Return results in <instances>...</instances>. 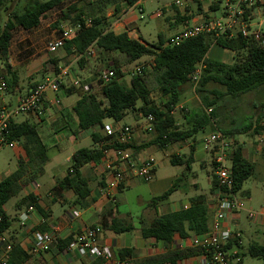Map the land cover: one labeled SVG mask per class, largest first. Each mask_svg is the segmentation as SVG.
I'll use <instances>...</instances> for the list:
<instances>
[{"label":"trees","instance_id":"1","mask_svg":"<svg viewBox=\"0 0 264 264\" xmlns=\"http://www.w3.org/2000/svg\"><path fill=\"white\" fill-rule=\"evenodd\" d=\"M68 0H50L41 2L32 0L26 2L21 8H12L13 0H0V15L7 14V20L0 25V62L3 65L4 79L6 80L9 95L15 94L17 102L27 96L39 83L47 77H53L59 73L60 60L57 58L48 61L42 72V79L32 84V90L27 94H21L19 72L10 64V43L13 32L21 28L31 31L41 25L42 20L51 11L61 7ZM136 0H78L67 6L62 11L61 17L56 24L59 28L62 23L80 30L69 40L64 50L69 55L83 56L92 47L95 52L117 53L119 58L113 62L115 78L108 84H102L99 80L91 82L90 90L85 92L82 88L75 89L79 100L73 110L78 118L76 134L94 131L104 128V121L111 119L120 122L127 117L130 111H135L143 116L153 115L156 124L155 138L142 146H130L135 151H141L151 146L165 148L175 143H187L206 129L212 132L218 130L225 135L229 132L222 130L218 125V119L225 115L227 101L239 102L244 96L256 93L264 89V47L254 37L244 38L241 33L234 32L231 38L227 35L203 34L197 38L185 40L179 45H167L168 40L159 37L156 45H146L140 40L133 39L128 32L115 33L104 30L107 21L105 11L113 6L116 14L126 13L135 5ZM80 4H83L80 6ZM257 7V6H255ZM247 10V22L255 10ZM217 7L212 8L216 10ZM202 11V9H201ZM191 17L176 12V23L183 24ZM85 20H90L91 26L86 27ZM264 37V35H262ZM219 45L234 53L232 65L212 61L207 55L213 45ZM146 56L153 57V67L144 71L141 75L133 77L130 84L122 82L125 64L140 61ZM87 63V58H79L81 67ZM202 66L201 76L195 89L200 100V105L185 116L181 128L177 127V119L171 114L180 103L181 90L190 84L191 76ZM73 89L68 91L72 94ZM158 93L163 101L162 105H155L153 95ZM240 104V102H239ZM208 109H212L210 114ZM263 114L252 117L250 123L241 126L239 133L253 132L261 135L264 131ZM211 132V133H212ZM94 147L82 148L73 154L71 167L67 176L59 183L62 190H71L85 207V200L90 194L89 182L82 175V168L87 165H97L103 157L106 148H100L108 142L98 132L90 134ZM8 142L21 144L25 159L19 160L18 168L5 180L0 182V234L7 231L11 226L10 217L4 211L5 205L23 191L37 176L44 172L45 164L49 160L48 149L44 144L38 126L30 121L16 122L12 120L9 125ZM235 142V141H234ZM232 156V178L234 180L233 192L239 193L245 181L255 172V163L249 161L243 153V147L235 143ZM125 148V147H124ZM195 147L191 146L186 156H173L170 160L173 166H185L191 170L194 160ZM264 153V149H263ZM213 164V162H212ZM214 166V165H213ZM181 178L165 193L155 196L150 201V207H156L178 190ZM226 192L220 188L215 176L211 194L216 198L218 192ZM23 205L26 207H39L33 196L25 197ZM210 204L194 203L187 210L156 217L149 225L144 226L141 235L146 240L168 246L172 244L175 236L183 239L193 235H201L209 230ZM115 234L130 233L135 230L131 220L114 218L105 226ZM37 231L46 232L44 227ZM73 237L59 240L57 247L65 250L72 242ZM240 244L235 241L227 244V249L232 250ZM198 249L184 251L175 250L167 256L149 258L146 264H177L179 261L200 255ZM133 250L119 251L120 259L131 258ZM247 254L252 258L264 259V245L252 244ZM240 255H238L239 258ZM29 256L22 250L19 244H13L12 251L7 256L8 264H23ZM234 264H242L239 260Z\"/></svg>","mask_w":264,"mask_h":264},{"label":"crops","instance_id":"2","mask_svg":"<svg viewBox=\"0 0 264 264\" xmlns=\"http://www.w3.org/2000/svg\"><path fill=\"white\" fill-rule=\"evenodd\" d=\"M199 5L202 4L200 3ZM259 6V8L257 9L255 7V10L250 17L251 19L249 23L253 31H259L254 28V25L252 23L256 17L262 15L264 4H261ZM196 11L194 12V14L202 13L201 8L199 9L200 13ZM39 27L36 29L38 30ZM36 29H33L31 31H34ZM15 31L13 32V39L10 43V64L14 70H17L19 72V92L21 94H27L32 90V84H28L27 86H25L23 81L24 79L28 78L33 79V76L37 72L33 70V65H27L26 74H24L22 67L25 65L22 63L15 64L13 62L11 57V49L12 42L15 38ZM259 32L264 35L262 31ZM218 49H221L222 52ZM62 51L66 53V51L63 49L51 55L57 54V58L61 60ZM46 57L47 54H42L39 59L40 61L37 62L39 63L42 61V69H44V66L46 64ZM207 58L209 60L220 62L226 65H232L234 61V53L215 44L211 47ZM87 61L89 60L87 59ZM59 68H62V61H60L59 63ZM68 69L69 77L65 79L59 93L48 94V99L50 101L58 99L60 101V106L48 104V111L45 117L42 119H37L32 115H28V118L32 119L34 123L39 128H41L42 133H40V136L42 140L43 138L54 136L56 144L53 147H48L44 143L48 149L49 160L45 164L44 172L38 175L36 180L25 187L23 191L18 195L19 198L14 206L16 208L15 217L11 218L7 213L6 205L4 207V211L10 217L11 226L7 231L0 234V238L4 240V244L0 246V259L7 260V256L12 251L13 244H19L22 250L29 256V259L23 264H118L122 260L120 259L119 251L126 249L133 250V254L131 258H126L123 260H128L130 264H146V261L149 258L156 256H167L169 253L175 251L174 244L164 246L162 244L154 242L153 240H146L142 237V228L149 225L156 217L179 212L183 210L184 206L190 207L194 203H209L210 227L215 218L216 210L214 208V204L216 198L211 194V191L205 193L200 182H198L197 180L198 174L193 171L192 167L190 171H187L185 166H180L184 168L185 174H189L190 176V179L186 185H182L181 182L178 190L175 191L168 200L160 203L158 206L153 208L149 205L153 197L159 196L168 191L178 179L181 178V180H183L182 177L178 175L170 176L166 174L159 178L157 177L158 167L160 165H164V163L171 164L170 160L173 156H186L188 155V149H190L191 146H194L195 163L199 162L200 168L202 170H206V156L207 154H210V152L205 149L203 141L211 133V130L209 129H206L204 132H202L203 139L200 141V143L196 141L195 137L185 145H181V143H175L161 149L156 146H151L139 152L133 149L136 157L142 160L148 157H152L155 159V177L152 182L148 183L140 178H135L131 181L130 184H128L127 186H123L119 193L114 194L113 196H108L106 192L107 184L104 176H101L95 170L94 165H87L81 170L83 177L88 180L89 188L91 190L89 196L85 200V207L81 205L79 199L73 191L62 190L60 188L59 183L67 176L68 171L71 167L73 154L77 151H74V153H72L65 159V161H63V159L60 158V154L63 150L62 148L64 146L68 148L74 143H78L79 140H86V132L75 135L78 126V118L75 115L73 108L79 100V96L76 94L77 89L73 86V83L78 81L82 85L91 84V82L88 81L89 72L87 71V67H81L80 70H73L72 68ZM0 70H3V65L1 62ZM81 76H83L84 79H82ZM71 89H73L74 91H72L73 93H70L69 95L68 91ZM187 89V87H184L181 90V100L179 103L180 105L187 106V114L182 115L177 111L176 108L179 104L175 107V110L171 114L177 119V127L179 128H181V124L185 121V116L188 115L190 111L194 109V107H196L195 101L196 99L198 100L196 96L192 97L187 95ZM262 90L264 89L261 88L256 92V94H259ZM156 96H161L158 93L153 95V102L155 103V105H158L155 101ZM17 100L18 98L15 94L7 96L6 93H0V108L3 106H14L17 103ZM253 107L258 115L263 114V101H259V104H253ZM127 116L132 117L134 120V123L124 125L132 127L135 131L133 142L134 146H142L155 138L154 134L145 132L144 127L146 124L141 123V119L144 118L142 114H139L135 111H130ZM239 128H236L235 126H232L231 128L222 126V130L229 132L228 136L232 139L235 138V131H237ZM92 132H97V129H94V131ZM93 147L94 143L92 146H90V148ZM173 147H176V151L173 150ZM100 148H103V146L101 145ZM18 149L19 160H24L25 157L23 150H21L20 148ZM177 149L180 150L178 151ZM51 151H53V153L50 155ZM243 153L248 160L249 158L247 157V155L249 154L251 161L254 163L259 160L258 157L254 156L252 148H248L247 151L243 148ZM48 169H50L52 175L51 178L45 180L43 178L46 175ZM9 175H7L6 177H2L0 179V182L5 180ZM35 184H37L38 187H36ZM211 184H213V178L211 180ZM144 193H147V196L145 198H143ZM30 195L36 199V205L39 207V209H36V207L34 206L26 207L25 205H23L22 200ZM30 208L32 210H30ZM25 217L26 220L24 219ZM114 218L131 220L135 226V230L130 233L119 235L113 233L105 226L107 224L109 225ZM233 220H235V218H233ZM53 226H57L59 230L56 234L58 240H65L69 237H73L87 227L101 226L103 228V232L100 235V244L111 248L113 254L112 259L105 260L102 258L94 259L90 257H80L75 250H60L58 249L56 244H53L48 248L39 249L37 252H34L35 242L33 239V233L37 231V228L39 227H44L46 232L52 231ZM194 236L195 235L192 234L190 238ZM174 239H178V236H176ZM7 245L10 249H6ZM177 264H202V258L200 255H198L196 257H190L181 260Z\"/></svg>","mask_w":264,"mask_h":264},{"label":"built area","instance_id":"3","mask_svg":"<svg viewBox=\"0 0 264 264\" xmlns=\"http://www.w3.org/2000/svg\"><path fill=\"white\" fill-rule=\"evenodd\" d=\"M189 0H175L173 4L167 5L157 12V16H163L165 13H171L178 10L183 15L191 17L183 23V32L174 35L167 41V45H179L185 40L197 38L203 34L227 35L228 38L233 36L234 32H239L244 38L254 37L264 47V37L259 31H253L251 25L247 22V10L264 4V0H192L208 6L217 7L205 9L201 14H193L187 12L189 9ZM143 0H136L133 7L141 8ZM142 13L143 10L140 9ZM86 27L91 26L90 20H85ZM80 26L73 28L66 23H62L59 27V36L53 38L47 45L48 54H55L59 50H63L69 40L77 34ZM95 56V51L90 47L83 56L87 59ZM153 64L149 67L139 66L131 73L132 78L141 75L144 71L151 70ZM202 66H198L197 70L191 76V82L197 86L201 76ZM69 77V69L67 67L59 68V73L53 77H47L38 86L33 89L27 96L19 100L14 106H3L0 108V148L11 146L19 148L20 143L8 142L10 122L17 116L28 114L42 119L48 111V104L60 106L58 99L50 101L48 94H57L64 84L65 79ZM115 78V72L112 69H105L99 72L98 80L102 84H108ZM76 89L82 88L85 92L90 90V85H82L76 81L73 83ZM7 90L6 80L0 76V93ZM212 109H208L210 114ZM145 119V132L156 134V124L153 115L143 116ZM264 127V122H263ZM106 137L109 139L103 147V157L95 170L104 176L108 196H113L121 191L123 186H127L135 178H140L145 182H152L155 177L156 161L152 157L144 160L136 157L133 146L135 131L130 126L109 127L105 131ZM203 145L212 156L214 165V176L220 188L226 189V192H218L215 199V218L208 232L195 235L194 237L183 239L178 236L174 239V249L184 251L188 249H198L201 251L202 264H234L238 258V251L234 248L227 249L229 242L235 241L241 244V234L239 231L231 229L233 217L243 210V202L238 199L237 194L233 192L234 180L232 178V156L235 149L234 140L225 135L221 131L210 133L203 141ZM125 147V148H124ZM264 149V131L258 136L255 155L259 156ZM38 187L37 184H35ZM190 208L184 206V210ZM30 210H32L30 208ZM258 216L264 222V211L260 214L249 212V218L255 219ZM26 220V217L24 218ZM23 220V221H25ZM1 222V217H0ZM57 226H53L52 231L41 232L35 231L33 239L35 242L34 252L57 244L59 241L56 237L58 233ZM103 232L101 226L87 227L80 233L73 236L72 242L66 248L67 251L75 250L80 257L102 258L111 260L113 257L111 248L100 244V235ZM176 237V236H175ZM4 244V240L0 238V246ZM6 249H10L7 245ZM0 264H8L6 259H0ZM118 264H130L128 260H121Z\"/></svg>","mask_w":264,"mask_h":264},{"label":"rangeland","instance_id":"4","mask_svg":"<svg viewBox=\"0 0 264 264\" xmlns=\"http://www.w3.org/2000/svg\"><path fill=\"white\" fill-rule=\"evenodd\" d=\"M32 0H13L11 5L12 8L22 7L26 2ZM41 2H47L50 0H39ZM78 0H68L65 1L61 7L51 11L46 15V17L42 20L39 29L28 32L21 28H18L15 31V38L12 42L11 49V57L15 64L22 63L25 66L22 67L24 74H26V66L33 65V70L37 72L33 79H24L23 83L25 86L28 84H33L42 79V61H40V57L42 54H47L45 63L50 61L53 58H57L56 55L48 54L46 51V47L48 43L55 37L59 36V28L56 27L57 22L61 17V13L63 10L67 8L72 3L77 2ZM95 1V0H92ZM175 0H143L141 8L132 7L126 13L116 14L115 8L113 6L108 7L105 11V15L107 16V21L105 22L103 29L111 30L117 34L128 31L129 36L133 39L140 40L142 43L146 45H156L159 37H162L164 40H169L176 34L183 32L184 27L181 23H176V12L178 10H173L171 13H165L163 16H157V12L164 8L167 5H171ZM189 12H194L197 10L200 13L199 9H202V13L205 12V9L214 8L204 4L205 7L199 5L198 1L189 0ZM83 4H80V6ZM201 6V7H200ZM261 7V6H259ZM258 6L256 7L259 8ZM140 9L143 12H140ZM187 11V12H188ZM196 11V12H197ZM179 12V11H178ZM181 13V12H180ZM195 15V14H194ZM7 20V14L2 13L0 15V25H3ZM253 25L256 30L262 31L264 33V10L262 11V15H259L253 20ZM121 24V25H118ZM221 50V49H218ZM222 52V50H221ZM214 54V53H213ZM79 56L69 55L67 52L62 51V67L72 68L73 70H80L81 66L79 64ZM119 58L117 53H104V52H95V56L88 59L87 64H84L83 67H87L88 73V81L89 82H97L99 72L105 69H114L113 62ZM86 59V58H85ZM153 57L146 56L142 58L140 61L125 64L123 69V78L122 82L125 84H130L132 79L131 73L139 66L149 67L153 64ZM44 63V64H45ZM4 75V71L0 70V76ZM84 79L83 76H81ZM187 87V95L189 96H198L195 93V86L190 84ZM6 93V92H5ZM156 94V93H155ZM154 94V95H155ZM192 94V95H191ZM7 96L9 94L6 93ZM155 101L158 105H162V99L159 96L155 97ZM259 101L264 102V90H262L259 94L252 93L250 95L244 96L239 102H231L227 101L226 106L228 109H225V115L219 117L218 125L223 127L232 126L239 128L245 124L250 123V121L258 116L255 112L253 104L258 103ZM196 107L200 105V100L196 99L195 101ZM194 107V108H196ZM187 106L178 105L176 108L178 112L182 115L187 114L186 110ZM257 115V116H256ZM264 116V112H263ZM264 118V117H263ZM17 122L30 121L34 123L32 119L28 118V114H23L14 118ZM264 122V120H263ZM134 123L132 117H126L120 122H114L111 119H107L104 122V128H98L97 132L102 134L103 137H106L105 131L109 127H121L127 124ZM141 123H145V119H141ZM39 133H42L41 128L38 127ZM92 131L86 132V140H79L78 143H74L70 147H63L62 152L60 154V158L65 161V159L70 156L74 151L82 148H90L93 145V142L90 138V134ZM212 132V131H210ZM235 131V138L233 139L235 143L243 147L246 151L248 148H252L253 154L255 155V149L257 145L258 135H255L252 131L250 133H239ZM203 139V133H200L196 136V141L200 143ZM44 143L48 147H53L56 144L55 137L43 138ZM186 143H181V145H185ZM22 150L20 145L19 147ZM173 150L176 151V147H173ZM178 151L180 149H177ZM188 149V154H189ZM53 151L50 152V155ZM249 161L251 158L249 154L247 155ZM258 157L259 160L255 163V172L247 181L244 182L242 189L237 194L239 200L243 202V210L238 212L233 218L231 222V229L235 231H239L241 234V244L235 248L239 253V258L242 260V264H264V259L252 258L247 254L248 248L252 244L264 245V222L256 216L255 219L249 218V212H253L255 214L263 213L264 211V153L263 150ZM207 168L206 170H202L200 168L199 162L194 163L192 169L194 172L198 174V182H200L203 187L205 193L210 192L212 188L211 180L214 176V166L211 162V155L207 154ZM19 164V149L13 148L11 146H5L0 148V179L2 177H6L7 175L15 172L18 168ZM170 176H181L182 177V185H186L190 179L189 174H185L184 168L180 166H172L171 164L164 163V165H160L158 167L157 177H161L163 175ZM52 172L50 169L47 170L46 175L43 179L51 178ZM41 181V180H40ZM181 192V190H180ZM147 196V193L143 194V198ZM135 197V196H134ZM19 197L12 198L7 204L6 209L7 213L11 218H14L16 215L15 203L17 202ZM133 199V198H132ZM212 200V199H211ZM234 221V222H233Z\"/></svg>","mask_w":264,"mask_h":264}]
</instances>
